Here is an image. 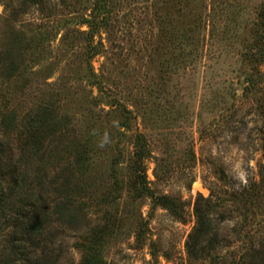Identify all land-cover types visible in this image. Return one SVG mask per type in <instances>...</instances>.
<instances>
[{
  "label": "rangeland",
  "instance_id": "374dc122",
  "mask_svg": "<svg viewBox=\"0 0 264 264\" xmlns=\"http://www.w3.org/2000/svg\"><path fill=\"white\" fill-rule=\"evenodd\" d=\"M65 2L0 0V143L20 177L64 187L45 196L56 264L88 244L106 264H188L208 205L213 263L263 254L264 0Z\"/></svg>",
  "mask_w": 264,
  "mask_h": 264
},
{
  "label": "trees",
  "instance_id": "16d2710c",
  "mask_svg": "<svg viewBox=\"0 0 264 264\" xmlns=\"http://www.w3.org/2000/svg\"><path fill=\"white\" fill-rule=\"evenodd\" d=\"M52 1L55 0H28L35 8H41ZM65 1L57 0L60 6L67 7ZM106 5L107 0H94V11L103 10ZM96 18L95 13H92L85 21L88 31L94 34ZM44 40L48 39L43 37ZM124 119L126 120L125 115ZM9 148L2 149L0 143V209L8 212L7 223H4L5 232L0 235V264H56L58 257L53 255L54 242L52 236L46 232L50 216L49 203L45 196L47 189L55 184V189H52L55 193H63L64 187L55 183V180L51 183L49 181L45 186L42 180L46 175L40 177L36 175L28 181L20 177L10 156L11 147ZM262 149L264 163V145ZM147 156L146 142L140 135H135L130 169L134 177L133 186L139 187L138 189L143 192H148L143 166ZM2 186L4 188H1ZM158 202L164 208H174L173 202L165 196L160 197ZM212 211L213 207L209 205L204 210L195 209V224L185 242L188 264H196L198 261L216 264L212 262V251L218 236L217 228L209 217ZM93 246L94 244L84 246L80 264H106L92 253ZM246 264H264V253L250 254Z\"/></svg>",
  "mask_w": 264,
  "mask_h": 264
}]
</instances>
